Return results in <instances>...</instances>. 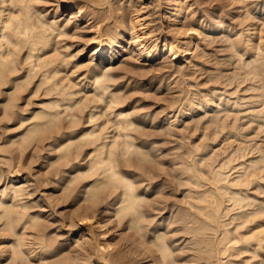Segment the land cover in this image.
Returning <instances> with one entry per match:
<instances>
[{
  "label": "clouds",
  "instance_id": "1",
  "mask_svg": "<svg viewBox=\"0 0 264 264\" xmlns=\"http://www.w3.org/2000/svg\"><path fill=\"white\" fill-rule=\"evenodd\" d=\"M0 264H264V0H0Z\"/></svg>",
  "mask_w": 264,
  "mask_h": 264
}]
</instances>
